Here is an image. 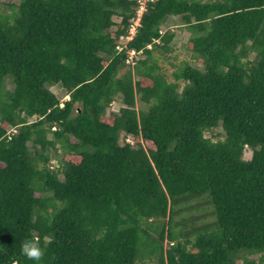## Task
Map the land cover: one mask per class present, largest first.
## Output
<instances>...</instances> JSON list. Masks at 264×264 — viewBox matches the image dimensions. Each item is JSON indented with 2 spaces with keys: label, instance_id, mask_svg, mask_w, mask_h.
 Here are the masks:
<instances>
[{
  "label": "trees",
  "instance_id": "1",
  "mask_svg": "<svg viewBox=\"0 0 264 264\" xmlns=\"http://www.w3.org/2000/svg\"><path fill=\"white\" fill-rule=\"evenodd\" d=\"M140 7L0 3V264H264V0L147 1L120 51ZM170 17L203 67L173 82ZM128 51L145 56L134 71Z\"/></svg>",
  "mask_w": 264,
  "mask_h": 264
},
{
  "label": "rangeland",
  "instance_id": "2",
  "mask_svg": "<svg viewBox=\"0 0 264 264\" xmlns=\"http://www.w3.org/2000/svg\"><path fill=\"white\" fill-rule=\"evenodd\" d=\"M147 1H151V0H141V7L139 8V12L138 15L140 18V16H142L144 14V12L146 11V7L145 4ZM10 0H0V3H9ZM145 3V4H144ZM143 7L145 8V10H143ZM114 21L116 23H119V21H121V19L119 17H114ZM181 18L180 17H170L167 20V23L165 25L162 26V33H164L166 30H171L173 33L176 34L175 40L172 43V47H173V52L169 53V54H165V57H162L160 59V66L162 68V70H164V72L166 73V77L168 79V81L173 82L174 80V72L180 68H182L184 65H192L195 68H203L202 65L198 62H194L193 58L191 56V53L187 50L186 45L188 43V40L191 36L190 32L181 26ZM134 22H139L134 21ZM133 22V23H134ZM135 35V34H134ZM133 34L131 35L132 37L134 36ZM129 40H131L130 38H121L120 43L122 48H125V46L127 45V43L129 42ZM158 42V41H157ZM150 48V47H148ZM121 51V50H120ZM128 51V55L129 58L127 59V64L131 67L132 71H134L135 66H136V62L137 60H142L145 58L144 54H142V52H140L137 56H131V53L129 54ZM154 56L156 57H160L158 53H155ZM13 87L11 85H8V89H12ZM51 91L59 98L61 103H64V101L69 99V95L67 94V92L59 85L57 86H53L51 87ZM122 106V100L121 99H117L114 101V103H112V105L107 109V114L109 115L112 112H117L119 110V108ZM138 109H144V107L138 102L137 105ZM30 121H33V118L30 119ZM35 121V120H34ZM33 121V122H34ZM206 136L208 138H211L213 135L211 132H207ZM53 136L51 133L48 134V139H52ZM131 142L134 143L133 138H130ZM212 140L216 141L218 140L217 137H213ZM57 156H55L54 154H56L53 150L51 152V155L53 157H51V160L49 162V167L52 170H59L61 171V169L63 168V165L61 163L62 159L64 158L62 155L61 150H59V148H57ZM59 155V156H58ZM244 159L245 160H250L252 157V151L250 149H246L244 152ZM36 196H40L39 193H36ZM203 213H209L206 209L203 211ZM195 214H199V212L195 211ZM210 218H207V220ZM164 248L165 249H169L170 245H168L167 241L164 242ZM258 256H253L252 259L257 260ZM138 264H157L156 261H152V260H148V259H143L142 261H139Z\"/></svg>",
  "mask_w": 264,
  "mask_h": 264
},
{
  "label": "clouds",
  "instance_id": "3",
  "mask_svg": "<svg viewBox=\"0 0 264 264\" xmlns=\"http://www.w3.org/2000/svg\"><path fill=\"white\" fill-rule=\"evenodd\" d=\"M138 12H139V10H138ZM143 16V15H142ZM142 16L140 17V18H138L137 20H139V26H140V21H141V18H142ZM138 17H139V15H138ZM137 20H135V21H137ZM134 22V21H133ZM132 22V23H133ZM138 26V27H139ZM137 27V28H138ZM131 29V28H130ZM137 32V31H136ZM136 34V33H135ZM129 35H130V32H129ZM128 35V36H129ZM135 36V35H134ZM133 36V37H134ZM149 47H151V46H149ZM139 54V53H138ZM32 119V118H31ZM34 120H36V119H34L33 118V121ZM32 121V122H33ZM17 132H18V127H8V129H7V135L6 136H8L9 138H10V136L11 135H14V134H17ZM21 251H22V254L26 257V258H28V259H30V260H32V261H35V262H38L39 261V259H40V257L43 255V249L40 247V245L34 240V239H25L24 241H23V243H22V245H21Z\"/></svg>",
  "mask_w": 264,
  "mask_h": 264
},
{
  "label": "built area",
  "instance_id": "4",
  "mask_svg": "<svg viewBox=\"0 0 264 264\" xmlns=\"http://www.w3.org/2000/svg\"><path fill=\"white\" fill-rule=\"evenodd\" d=\"M146 2V1H145ZM145 4V3H144ZM143 10H145V8L143 7ZM141 17V16H140ZM140 20V19H139ZM138 20V21H139ZM139 26V22H134V23H132V26H131V29H130V35L127 37V39L128 38H130L131 37V39L133 38L131 35L133 34H135L136 33V31H137V27ZM130 41V40H129ZM120 46H121V44H120ZM127 46V45H126ZM125 46V47H126ZM123 48L122 47H119V50H122ZM131 53V56H137L138 55V53L137 52H135V51H131V52H129V54Z\"/></svg>",
  "mask_w": 264,
  "mask_h": 264
}]
</instances>
